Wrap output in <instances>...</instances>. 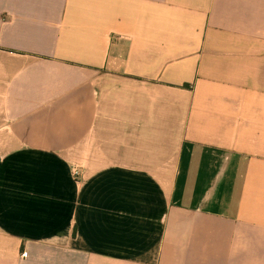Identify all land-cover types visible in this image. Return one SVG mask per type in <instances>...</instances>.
Returning <instances> with one entry per match:
<instances>
[{
  "label": "crops",
  "instance_id": "obj_1",
  "mask_svg": "<svg viewBox=\"0 0 264 264\" xmlns=\"http://www.w3.org/2000/svg\"><path fill=\"white\" fill-rule=\"evenodd\" d=\"M0 264H264V0H0Z\"/></svg>",
  "mask_w": 264,
  "mask_h": 264
},
{
  "label": "built area",
  "instance_id": "obj_2",
  "mask_svg": "<svg viewBox=\"0 0 264 264\" xmlns=\"http://www.w3.org/2000/svg\"><path fill=\"white\" fill-rule=\"evenodd\" d=\"M80 175H81V171L79 168L73 169V176L75 179H78L80 177Z\"/></svg>",
  "mask_w": 264,
  "mask_h": 264
}]
</instances>
